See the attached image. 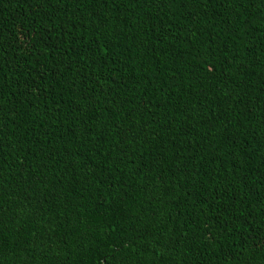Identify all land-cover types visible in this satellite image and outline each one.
I'll list each match as a JSON object with an SVG mask.
<instances>
[{"label":"trees","instance_id":"1","mask_svg":"<svg viewBox=\"0 0 264 264\" xmlns=\"http://www.w3.org/2000/svg\"><path fill=\"white\" fill-rule=\"evenodd\" d=\"M0 264H264V0H0Z\"/></svg>","mask_w":264,"mask_h":264}]
</instances>
